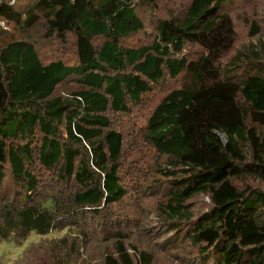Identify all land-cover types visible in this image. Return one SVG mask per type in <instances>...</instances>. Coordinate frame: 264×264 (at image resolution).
Here are the masks:
<instances>
[{
  "label": "trees",
  "instance_id": "obj_1",
  "mask_svg": "<svg viewBox=\"0 0 264 264\" xmlns=\"http://www.w3.org/2000/svg\"><path fill=\"white\" fill-rule=\"evenodd\" d=\"M171 1L177 10L160 16ZM233 1L0 0V242L65 223L79 237L70 219L92 231L88 218L122 204L126 133L113 118L150 105L136 135L156 160L151 170L141 161L145 184L132 189L161 196L153 234L176 237L202 264H264V22L247 26L255 50L227 60ZM39 29L75 62L43 60ZM243 178L257 186L241 188ZM200 198L209 207L195 214ZM115 241L103 264H155L139 244L132 258L125 232ZM53 244L43 264H78L79 244Z\"/></svg>",
  "mask_w": 264,
  "mask_h": 264
},
{
  "label": "rangeland",
  "instance_id": "obj_2",
  "mask_svg": "<svg viewBox=\"0 0 264 264\" xmlns=\"http://www.w3.org/2000/svg\"><path fill=\"white\" fill-rule=\"evenodd\" d=\"M175 1V0H174ZM177 1V0H176ZM185 2L186 0H180ZM239 6H236V3ZM163 7V6H162ZM230 12L235 16V30L237 34L236 45L233 50L229 52L227 60L234 58L236 54H246L247 50L254 51L256 46L259 45L260 38L251 37L249 33V28L247 27L249 23L254 19L258 23H263L264 14V0H234L230 6H227ZM177 10L174 2H170L166 5L163 12H160V16L166 15L170 12ZM150 17V16H149ZM143 19L145 20L144 16ZM147 30L146 33L137 37L143 43H148L153 37V27L155 17H150L146 20ZM263 26V25H262ZM39 33L35 34L37 39H41L39 43V54L40 57L47 61L51 58L50 55H55L54 58H62V60L67 63H74L75 56L69 54L70 47L67 43H58L54 40L42 37L41 29L38 30ZM69 85L65 84L62 89H65ZM162 88L158 89L157 92L161 91ZM150 95L146 96L144 101L148 100ZM150 109L148 107L137 106L132 109L130 115H123L117 118H113V127L118 128L126 133L125 135V165H123V171L128 172V175H124L126 181V189L128 194L126 199L122 204H114L112 210L103 212L100 217L96 219L88 218L86 224L92 227L93 230L85 229L82 220L70 219V222H74L75 225L82 230V233L78 236L74 235V226L70 223H65V226H60L54 233L48 236H40L37 233H31L22 239L12 240H2L0 242V264H43L52 255V251L56 247L53 242L69 238L70 243L79 244V251L75 256L78 264H103V257L106 252L113 251L115 246V239L118 238V234L125 232L131 238V243H128V250L132 258L138 262V256H135L134 250L129 246L130 244H139L138 246L142 249L149 250L156 257L155 264H202L196 253L191 249H186L185 251L177 247V240L174 236H165L157 239V236H162L153 234V231L158 228V221L155 219L156 215V205L161 201V196L155 197L158 192L149 196V192H146L144 196H140L139 192L132 189L134 186V179L139 180L145 184L144 176L141 170H145L141 161H144L146 168L151 170L156 160V153L151 146L142 142L141 138L136 135L138 127L142 125L146 120L144 117L145 113ZM144 157V158H143ZM42 178H46L49 181H55L50 177L46 171H38ZM241 188L248 186H257V183L250 178H243L240 181ZM44 190L43 193H45ZM48 192H51L48 190ZM133 200V201H132ZM209 202L206 199L200 198L198 200V205L195 207V214L199 212L206 211L209 207ZM121 208V209H120ZM138 210L135 213L132 210ZM129 216L131 221L126 227L119 230L114 224L118 221L124 222L125 217ZM68 220V219H67ZM135 223V224H134ZM103 227V229L100 228ZM65 227V228H64ZM76 227V229H78ZM144 228V229H143ZM150 230L151 234L147 231ZM80 232V231H78ZM72 233V234H71ZM115 238V239H114ZM174 245L172 247H164L165 242H170ZM174 241V242H173ZM162 247L158 244L162 243ZM176 244V245H175ZM34 256L37 260L34 261L32 258Z\"/></svg>",
  "mask_w": 264,
  "mask_h": 264
}]
</instances>
